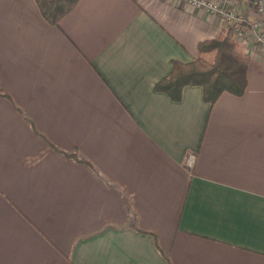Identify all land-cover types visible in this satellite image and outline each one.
I'll return each mask as SVG.
<instances>
[{
	"label": "crops",
	"instance_id": "0c3cea01",
	"mask_svg": "<svg viewBox=\"0 0 264 264\" xmlns=\"http://www.w3.org/2000/svg\"><path fill=\"white\" fill-rule=\"evenodd\" d=\"M225 27L176 0H78L57 26L0 0V264H264V49L239 42L240 96L153 90Z\"/></svg>",
	"mask_w": 264,
	"mask_h": 264
},
{
	"label": "trees",
	"instance_id": "16d2710c",
	"mask_svg": "<svg viewBox=\"0 0 264 264\" xmlns=\"http://www.w3.org/2000/svg\"><path fill=\"white\" fill-rule=\"evenodd\" d=\"M34 1L42 18L57 26L78 0ZM243 26L245 31L246 24ZM197 49L198 56L189 62L171 61L168 74L154 84L153 90L177 102L185 86H199L203 100L209 105L223 92L242 95L249 58L235 39L232 27H225L216 38L200 41Z\"/></svg>",
	"mask_w": 264,
	"mask_h": 264
},
{
	"label": "built area",
	"instance_id": "2783aa9c",
	"mask_svg": "<svg viewBox=\"0 0 264 264\" xmlns=\"http://www.w3.org/2000/svg\"><path fill=\"white\" fill-rule=\"evenodd\" d=\"M193 6L194 8L203 9L209 14L221 18L227 27L231 26L234 31V37L238 42L252 41L260 48L264 49V0H253L256 11L262 16L253 21H248L237 15L230 9L228 4L230 0H176ZM243 24H246V30H243ZM194 162V155L187 153L185 155V166L191 168Z\"/></svg>",
	"mask_w": 264,
	"mask_h": 264
},
{
	"label": "rangeland",
	"instance_id": "374dc122",
	"mask_svg": "<svg viewBox=\"0 0 264 264\" xmlns=\"http://www.w3.org/2000/svg\"><path fill=\"white\" fill-rule=\"evenodd\" d=\"M255 8V7H254ZM258 19V18H257ZM257 19H254V20H257Z\"/></svg>",
	"mask_w": 264,
	"mask_h": 264
}]
</instances>
